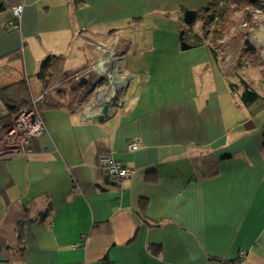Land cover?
I'll list each match as a JSON object with an SVG mask.
<instances>
[{
  "label": "crops",
  "instance_id": "obj_1",
  "mask_svg": "<svg viewBox=\"0 0 264 264\" xmlns=\"http://www.w3.org/2000/svg\"><path fill=\"white\" fill-rule=\"evenodd\" d=\"M209 2L0 0V88L25 81L32 103L55 56L46 132L0 155V264H221L242 250L241 264H264V104L241 98L247 84L264 97V71L232 35L192 34L185 10L203 24ZM76 74L88 85L74 89ZM15 106L0 97V137ZM104 153L135 174L107 180Z\"/></svg>",
  "mask_w": 264,
  "mask_h": 264
},
{
  "label": "built area",
  "instance_id": "obj_2",
  "mask_svg": "<svg viewBox=\"0 0 264 264\" xmlns=\"http://www.w3.org/2000/svg\"><path fill=\"white\" fill-rule=\"evenodd\" d=\"M236 7V5H233ZM23 4L13 7V19L9 22L10 26L16 28L22 18ZM240 27L250 34L251 40L255 44V59L259 68L264 71V12L259 8H252L246 5L242 8ZM80 79V75H74ZM50 89V88H49ZM44 91L35 102H38L45 95H49L50 90ZM20 109L12 118L10 124L0 137V155L12 156L27 154L31 141L46 132V123L43 115L36 103ZM140 140L134 139L129 142V151L138 150L141 146ZM98 164L104 173L115 180L121 181L130 178L135 174V169L116 160L111 154L104 153L99 156ZM247 252L242 250L238 257L233 261L223 260L221 264H241L246 258Z\"/></svg>",
  "mask_w": 264,
  "mask_h": 264
},
{
  "label": "trees",
  "instance_id": "obj_3",
  "mask_svg": "<svg viewBox=\"0 0 264 264\" xmlns=\"http://www.w3.org/2000/svg\"><path fill=\"white\" fill-rule=\"evenodd\" d=\"M244 4L250 5L253 8H259V9L264 11V0H255L254 2H252L251 0H210V2L208 4V6H210V9L208 11L203 10L202 15L207 16V22L209 21L211 23V22L219 20V17H220V20H222L226 16V13L230 9H234V10L242 9ZM233 5H236V7H233ZM210 14L214 15L213 19H210ZM192 26H193V24L189 25L191 31L193 30ZM192 34L197 36V34L200 35L201 33L198 32L195 34L194 32H192ZM215 34L217 35V31H215ZM201 35L204 36L207 34L205 33L204 35L203 34H201ZM54 59H55L54 55L46 57L42 61L40 70L37 74V76L45 82V87H46L45 91L51 87L50 82L47 80V78H48L50 66H51L52 61ZM247 85L248 86L245 87L243 93L241 94V98L249 106L250 105H252V106L256 105L254 109L257 110L261 107L262 104H264V97H262L260 95V93L255 88L251 87L249 84H247ZM11 90H14L15 98H16V95L18 96V98L22 96L21 99L17 98L20 103L18 101H16L14 98L12 99V98L8 97V95L10 94L9 91H11ZM19 95H21V96H19ZM29 95H30V88L25 81L19 82L17 84L12 85V86H7L5 88H0V97L6 103H8L10 106H12L13 104L16 105L12 109L13 114H16L20 109H22L24 107L32 105L30 103ZM49 105H51V104H49ZM38 107L40 110L42 109V106H38ZM8 125H7V127H8ZM6 128H5V130H6Z\"/></svg>",
  "mask_w": 264,
  "mask_h": 264
},
{
  "label": "rangeland",
  "instance_id": "obj_4",
  "mask_svg": "<svg viewBox=\"0 0 264 264\" xmlns=\"http://www.w3.org/2000/svg\"><path fill=\"white\" fill-rule=\"evenodd\" d=\"M246 5L247 4H244V6ZM241 17H242V9H236V10L230 9L222 20H220V17H219V20L210 23L209 21L207 22V16H204L203 24L201 20L199 19H197L196 22L192 24H194L193 28L198 29L197 31H199L203 35L206 33L207 35H211V36L213 35V36H216L217 38L232 35L233 36L232 39L234 43L230 44V50L236 51V50H239L238 49L239 46L243 45L244 38L247 35L250 37V34L244 32L242 28L240 27ZM215 31H217V35L215 34ZM248 55L245 54V56L247 57ZM110 85L112 86V83H110ZM116 93H117L116 95L118 96L120 91L118 90L116 91ZM46 96L48 95H45L44 97H42V99L38 102H35L36 101L35 99L34 101H32L31 104H33L34 102L37 104V106H44L45 104L47 105L52 104L53 100L49 101L51 99L47 98Z\"/></svg>",
  "mask_w": 264,
  "mask_h": 264
},
{
  "label": "water",
  "instance_id": "obj_5",
  "mask_svg": "<svg viewBox=\"0 0 264 264\" xmlns=\"http://www.w3.org/2000/svg\"><path fill=\"white\" fill-rule=\"evenodd\" d=\"M251 1L254 2L255 0H251ZM209 9H210V6L205 7L206 11H208ZM213 17H214V15L210 14V19H213ZM196 19H197V10L189 9V8L185 10L184 21L186 24L191 25ZM184 33H185V30H182L180 32V35L182 38V48L188 49L191 47V45L184 39ZM241 50L243 52H247V53L255 51V44L248 35L244 38ZM103 78L106 79L105 77H103ZM89 79H90L89 75L83 76L76 83V85L74 86V89H81L84 86L88 85V83L90 82ZM114 81H115V77L112 76L110 79V83H112V86L109 83H108L109 85L108 84L106 85L109 88L103 94V99H105V103L102 104L101 112L99 114H97V117L99 119H104V118L108 117L109 113L114 108V106L118 104L117 101H120L121 103H123V99H120L119 96L116 95L117 94L116 91H118V90H115L113 88ZM95 86L97 87L98 85H95ZM88 95H89V93H86V97ZM95 105H97V103L96 104L92 103V104H90V107H93ZM106 179L110 180V177L107 176Z\"/></svg>",
  "mask_w": 264,
  "mask_h": 264
},
{
  "label": "bare ground",
  "instance_id": "obj_6",
  "mask_svg": "<svg viewBox=\"0 0 264 264\" xmlns=\"http://www.w3.org/2000/svg\"><path fill=\"white\" fill-rule=\"evenodd\" d=\"M132 83H131V88L133 87L135 81H136V78L134 77V79H132ZM129 81H130V78L128 75H126V77L122 80V81H119L117 78L115 79L114 81V85H113V88L115 90H119L121 89L122 86H128L129 85Z\"/></svg>",
  "mask_w": 264,
  "mask_h": 264
}]
</instances>
